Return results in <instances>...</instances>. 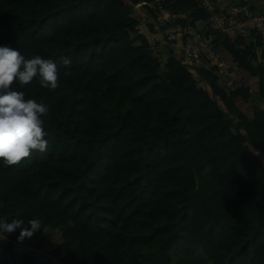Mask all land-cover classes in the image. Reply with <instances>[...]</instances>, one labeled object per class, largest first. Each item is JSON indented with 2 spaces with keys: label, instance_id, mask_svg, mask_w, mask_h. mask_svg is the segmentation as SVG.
<instances>
[{
  "label": "trees",
  "instance_id": "trees-1",
  "mask_svg": "<svg viewBox=\"0 0 264 264\" xmlns=\"http://www.w3.org/2000/svg\"><path fill=\"white\" fill-rule=\"evenodd\" d=\"M158 11L208 18L195 0H0V45L59 71L54 90L12 85L48 105V150L0 164V218L61 237L44 255L17 230L0 264H264V106L250 102H264V63L222 36L241 76L227 91L212 70L158 61Z\"/></svg>",
  "mask_w": 264,
  "mask_h": 264
},
{
  "label": "clouds",
  "instance_id": "clouds-1",
  "mask_svg": "<svg viewBox=\"0 0 264 264\" xmlns=\"http://www.w3.org/2000/svg\"><path fill=\"white\" fill-rule=\"evenodd\" d=\"M63 63L67 65L69 60L64 59ZM34 79L42 88L56 89L59 83L56 62L40 55L26 58L18 49L0 45V164L4 166L15 165L33 152L48 150L43 120L49 112L48 105L28 99L24 91L12 87L14 82L26 86ZM247 147L257 152L251 145ZM17 230V242H23L42 228L37 218L27 221L13 218L11 222L0 218V242Z\"/></svg>",
  "mask_w": 264,
  "mask_h": 264
},
{
  "label": "built area",
  "instance_id": "built-area-1",
  "mask_svg": "<svg viewBox=\"0 0 264 264\" xmlns=\"http://www.w3.org/2000/svg\"><path fill=\"white\" fill-rule=\"evenodd\" d=\"M208 18L203 26L189 24L184 12L162 13L164 26L148 37L152 57L163 61L174 54L187 69L197 75L200 69H209L220 80L238 81L230 65L220 56L222 36L242 35L255 45L257 63L263 62L264 53V0H195ZM147 3L141 1L136 8ZM183 20H187V24ZM173 26H178V31Z\"/></svg>",
  "mask_w": 264,
  "mask_h": 264
},
{
  "label": "rangeland",
  "instance_id": "rangeland-1",
  "mask_svg": "<svg viewBox=\"0 0 264 264\" xmlns=\"http://www.w3.org/2000/svg\"><path fill=\"white\" fill-rule=\"evenodd\" d=\"M154 5H151L153 7ZM166 12H163L165 14ZM161 26H164L163 20H162V14L158 11L157 12V19ZM148 21V20H147ZM176 31H178V26H173ZM130 37H135L134 34H131ZM225 81V80H224ZM228 82V80L226 81ZM230 82V81H229ZM237 81L230 82L229 84H226L225 88L227 91L232 90L235 88V84ZM251 105L254 109H257L259 106H264V102L262 98L255 94L250 99ZM250 118L253 117L252 113H250ZM40 238L44 239V244L41 247L40 253L47 255L49 252L54 249L58 243L61 241V237L58 231L50 230V229H43V231H37L31 238H28L27 242L29 245H33L36 243Z\"/></svg>",
  "mask_w": 264,
  "mask_h": 264
},
{
  "label": "water",
  "instance_id": "water-1",
  "mask_svg": "<svg viewBox=\"0 0 264 264\" xmlns=\"http://www.w3.org/2000/svg\"><path fill=\"white\" fill-rule=\"evenodd\" d=\"M130 36V33L128 31H125L123 38L127 39Z\"/></svg>",
  "mask_w": 264,
  "mask_h": 264
},
{
  "label": "crops",
  "instance_id": "crops-1",
  "mask_svg": "<svg viewBox=\"0 0 264 264\" xmlns=\"http://www.w3.org/2000/svg\"><path fill=\"white\" fill-rule=\"evenodd\" d=\"M60 234V233H59Z\"/></svg>",
  "mask_w": 264,
  "mask_h": 264
}]
</instances>
